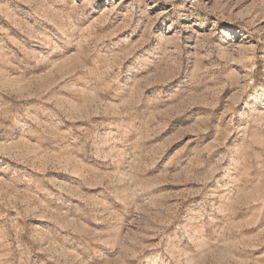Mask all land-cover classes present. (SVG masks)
<instances>
[{
    "label": "rangeland",
    "instance_id": "374dc122",
    "mask_svg": "<svg viewBox=\"0 0 264 264\" xmlns=\"http://www.w3.org/2000/svg\"><path fill=\"white\" fill-rule=\"evenodd\" d=\"M0 264H264V0H0Z\"/></svg>",
    "mask_w": 264,
    "mask_h": 264
}]
</instances>
